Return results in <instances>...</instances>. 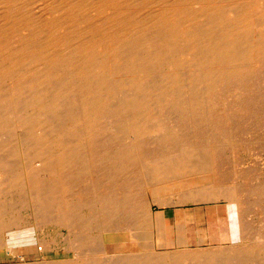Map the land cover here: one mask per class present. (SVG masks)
Returning <instances> with one entry per match:
<instances>
[{
	"label": "bare ground",
	"instance_id": "bare-ground-1",
	"mask_svg": "<svg viewBox=\"0 0 264 264\" xmlns=\"http://www.w3.org/2000/svg\"><path fill=\"white\" fill-rule=\"evenodd\" d=\"M174 121L188 127L178 131ZM250 145L263 166L234 171ZM71 167L89 173L75 180ZM263 167L264 0H0V193L25 192L33 207L45 196L54 204L58 192L60 199L72 193L77 206L98 204L102 233L109 223L136 240L123 246L128 264L143 260L145 244L155 253L150 264H233L232 251L219 249L157 255L153 236L161 247L165 234L178 230L177 243L185 244L182 216L175 229L163 212L152 223L144 207L173 194L180 203L221 200L219 241H232L243 264H261ZM5 222L0 216V262L15 264L24 246L3 234ZM33 252L24 254L32 260Z\"/></svg>",
	"mask_w": 264,
	"mask_h": 264
},
{
	"label": "rangeland",
	"instance_id": "rangeland-1",
	"mask_svg": "<svg viewBox=\"0 0 264 264\" xmlns=\"http://www.w3.org/2000/svg\"><path fill=\"white\" fill-rule=\"evenodd\" d=\"M223 81V80H222ZM222 81H221V85H222ZM180 92H182L181 93V95L183 96V97H185L184 96V90H180ZM180 95V94H179ZM180 95V96H181ZM181 96V97H182ZM179 113H181L180 112V110H179V108H178V114ZM174 123H176L175 121H174ZM176 126H178L179 127V129L180 130H178V131H181V129L182 128H187L185 125L186 124H184L183 125V123H181V124H178V123H176L175 124ZM201 125L203 126V127H201ZM199 127H200V130L202 129V130H204L205 131V127H204V125L203 124H201ZM240 132L243 134V132H244V130H240ZM107 136V137H106ZM207 135H205L204 134V137H206ZM106 137V139L107 138H109V137H111L108 133H103L102 134V136H101V138H105ZM207 138H209V137H207ZM219 139H220V141H221V143H228V142H230L228 139H227V137H223L222 139L219 137ZM219 142V141H218ZM220 143V142H219ZM255 147L254 146H252V145H250L249 146V149H250V152H246V153H242V155H240L239 157H242V159H240L239 161H237V163H235L236 164V167H234V171H235V169H238V168H240V169H242L243 170V172H244V170H245V168L247 167V168H250L251 170H254V169H261V166H263V165H261L262 164V159L259 157H257V159H256V156L255 155H257L256 154V152H255V149H254ZM227 153V151L224 153V154H226ZM108 156V157H107ZM105 157H107V158H110L111 156L110 155H105ZM244 159V160H243ZM239 162H240V164H239ZM237 165L239 166L238 168H237ZM242 167H245V168H242ZM72 169H70L69 170V172H72L71 173V175H72V177L75 179V178H77L78 179V177L80 178L83 174V172L84 171H86L85 173H89V172H87V171H89V170H85V169H77V168H73V167H71ZM246 168V169H247ZM264 168V167H263ZM82 170V171H81ZM232 171V170H231ZM230 171V174L231 175H233L234 174V172L232 171L231 172ZM237 171V170H236ZM80 172V173H79ZM74 173V174H73ZM173 173H176V172H173ZM233 173V174H232ZM70 175V176H71ZM77 175V176H76ZM63 179H65L66 180V178H65V175L63 176V175H60ZM66 177H67V175H66ZM37 180H38V178H37ZM36 180V181H37ZM76 180V179H75ZM35 182V181H34ZM205 191V190H204ZM25 193V192H24ZM24 193H21V194H19L18 193V191H13V192H11V193H6V192H4V194L3 193H0V195H2V196H0V209H1V211L0 212H3V214L2 213H0V216H1V218H3V220H4V222H5V224H6V226H7V228H6V230H7V232H6V230L4 231V235L6 236H8V233H9V235H10V238H9V241L11 242V243H14L15 245H13L14 247L16 246H24V247H21V249L19 250V251H21L22 249V252H24V253H26V249H34V252H33V257L34 258H32V260H33V262L34 263H31L30 262V264H36L37 262V264H46L47 262H48V264H49V261L48 260H50V259H52L53 260V258H54V261H56V262H60V263H54V261H53V264H88V260L89 259H92L93 260V262H97V264H99L100 262H101V264H103V263H106V264H115V262H116V264H128V263H126V261H127V258L129 257V253H128V250H126V249H124L123 248V246H125V245H131V246H133V245H135V244H133V243H135V241L136 240H134V242L133 241H131V240H129V239H126L125 238V234H123V232L122 231H119V232H115V230H114V228H113V226H111L112 224H106L107 225V227H106V229H104L105 231L102 233L101 231H100V229L98 228V225L96 226V224H97V221H96V217H97V215H96V213L94 212V211H96L95 209L96 208H98V204L96 205V203L95 204H92V206L91 205H89V204H87L86 206H80V205H75L74 203H73V201L74 202H76L77 201V199H75L76 197L73 195V197H72V193L71 194H69V193H66V194H64V197H61V199H60V197L59 196H61V193L60 194H58L57 193V195H56V193H55V195L59 198H57L55 195H51L52 196V198L54 199V204L53 203H51V202H49V199L48 198H46V197H48V196H45V197H42V198H39V199H37V200H35L36 201V203H35V206H38L37 208H34L33 206H27L26 205V202L27 201H29L28 200V196H27V194H24ZM16 194V195H15ZM7 195V196H6ZM19 195H21V196H19ZM144 195H145V197H144ZM143 196H142V199H143V201H144V198L145 199H149V197H151V193H149V191L148 192H146L145 194H144ZM176 195V194H175ZM175 195L173 194V195H171L172 196V198H171V196L170 195H168V197L170 196V200H168L169 198H167V196H164V197H162V199L163 198H165V199H163V201L162 200H159V203H158V205L156 206V204L155 203H153V204H151L152 202H149L148 201V205H146L147 204V201H146V204L144 205V207H146V206H148L149 208H150V212H145L146 214H149V213H151V217H153V219H152V223H154L155 224V214H157L158 212H163V211H161V209H163V208H165V207H168L166 204H171V205H169V207H177L178 206V211H177V213L179 214V215H181L182 216V222L180 223L181 225H179L180 227L178 228L180 231V233H181V235H182V237H183V240H185V244H183V245H178V230H173V231H170V232H168L167 234H165L166 236V238H165V241H164V246H161V247H159L158 245H157V239L156 238H154V236H153V239H155V242H154V249H155V252H158V253H156L157 255H159V252H161V251H170L169 253L170 254H172V253H174V254H177V256H178V254L179 253H181V252H184V250H186V252H187V255L189 254V253H195L197 250H198V252L200 253H202L204 250V252L203 253H210V252H215L216 251V253H218L219 252V250H220V252H219V254H223V253H229L230 251H232V253H230V255L229 256H235V257H231L230 258V260H232V262H233V264H240V263H238V262H241V259H242V264H243V258L236 252V250L234 249L233 250V248H232V241H231V243H230V240L229 241H227L226 240V237H225V239H222L220 242H219V244H216V242H214L213 241V239H214V237L212 236V230H210V227L208 226L207 227V229H205V230H202V229H200L199 228V226H198V222H196L194 225V227L193 228H191V227H189V225L190 224H188L190 221L188 220V212H186V210L184 209V207L185 208H187V205H203V204H210V203H197V202H195V204L193 203H191V202H189V203H186V202H184V203H180V202H178V201H176V200H178V198H176L175 197ZM3 196H4V198H3ZM26 196V197H25ZM49 196H50V194H49ZM174 196V197H173ZM177 196V195H176ZM12 197V198H11ZM16 197V198H15ZM21 197L23 198V199H21ZM178 197V196H177ZM15 198V199H14ZM70 198V199H69ZM174 198V199H173ZM12 199V200H11ZM27 199V200H26ZM57 199V200H56ZM167 199V200H166ZM17 200V201H16ZM164 200H166L165 202H164ZM172 200H174V201H172ZM14 201H15V203H14ZM38 201V202H37ZM19 202V203H18ZM145 202V201H144ZM167 202H169V203H167ZM173 204H172V203ZM179 204H178V203ZM8 203L10 204V205H8ZM11 203H12V205H11ZM45 204L44 206H43V204ZM62 203V204H61ZM160 203H162V204H165V206L164 205H162V207H160L161 206V204ZM175 203V204H174ZM2 204V205H1ZM3 204H6V206L5 205H3ZM16 204H18V205H16ZM24 204V205H23ZM60 204V205H59ZM65 204V205H64ZM73 204V205H72ZM155 204V205H154ZM217 204H223V201H221V200H219L218 202H217ZM50 205H52V206H50ZM72 205V206H71ZM174 205H176V206H174ZM3 208H2V207ZM9 206V207H8ZM12 206V207H11ZM15 206V207H14ZM25 206H27V208L25 207ZM46 206V207H45ZM48 206H50V207H48ZM58 206V207H57ZM66 207V209L68 210H66L65 209V207ZM97 206V207H96ZM29 207H31V208H29ZM44 207V208H43ZM47 207H48V209H47ZM56 207V208H55ZM147 207V208H148ZM89 208V209H88ZM146 208V209H147ZM4 209V210H3ZM13 210V211H11V210ZM17 209V210H16ZM35 209H37V210H35ZM44 209V210H43ZM78 209H80V210H78ZM145 209V210H146ZM8 210H9V212H8ZM82 210V211H81ZM48 211V212H47ZM58 211H59V213H60V215H59V213H58ZM6 212V213H5ZM13 212L15 213V214H13ZM52 212V213H51ZM71 212V213H70ZM82 212V213H81ZM94 212V213H93ZM182 212H183V214H182ZM11 213V214H10ZM71 215H70V214ZM75 213V214H74ZM78 213V214H77ZM81 213V214H80ZM5 214V215H4ZM33 214V215H32ZM65 214H67L66 215V217H65ZM84 214V215H83ZM96 216H95V215ZM115 214H119V212L117 211ZM47 215V216H46ZM50 215V216H49ZM51 215L53 216V218L51 217ZM60 216V217H57V216ZM91 215V216H90ZM70 216V217H69ZM83 216V217H82ZM5 217V218H4ZM55 217H56V220L58 221V223H57V221L55 220ZM72 217V218H71ZM74 217V218H73ZM80 218V219H79ZM91 218H93L92 220H91ZM147 218V217H146ZM50 219V220H49ZM72 219V220H71ZM49 220V221H48ZM53 220V221H52ZM54 220L56 221V222H54ZM65 220V221H64ZM75 220V221H74ZM154 220V221H153ZM51 221V222H50ZM74 221V222H73ZM84 221H85V223H84ZM87 221V222H86ZM144 221H146V220H144ZM184 221V222H183ZM14 222H16V223H14ZM61 223V225H59L60 223ZM67 222H69V223H67ZM9 223H11V224H9ZM54 223V224H53ZM83 223V224H82ZM90 223V224H89ZM95 223V224H94ZM32 226H31V225ZM37 224V225H36ZM88 224V226H86ZM147 224V223H146ZM145 224V225H146ZM19 225V226H18ZM20 225H21V227H20ZM50 225V226H49ZM65 225V226H64ZM69 225V226H68ZM84 225V226H83ZM89 225H91V227L89 226ZM95 226V229H94V226ZM222 225H225V223L224 224H222ZM27 226V227H26ZM30 226V227H29ZM32 227V228H31ZM34 227V228H33ZM70 227V228H69ZM89 227V228H88ZM184 227V228H183ZM211 227H213V226H211ZM11 228V229H10ZM17 228V229H16ZM21 228V229H20ZM38 228V229H37ZM72 228V229H71ZM87 228H88V230H91L90 232L87 230ZM91 228V229H90ZM26 229H36V230H30V232L32 233H29V232H27L26 231ZM69 229H70V231H69ZM75 229V230H74ZM86 229V230H85ZM93 229V230H92ZM73 230V231H72ZM82 230V231H81ZM95 230V231H94ZM150 230V229H149ZM184 230V231H183ZM16 231H17V233H16ZM22 231V232H21ZM76 231V232H75ZM108 231V232H107ZM194 231V232H193ZM26 233V236H24V234ZM35 232V233H34ZM128 232V231H127ZM14 233V234H13ZM20 233H22V234H20ZM37 233V234H36ZM69 233H70V235H69ZM77 233H78V235H77ZM80 233V234H79ZM33 234H35V235H33ZM74 234V235H73ZM17 235V236H16ZM21 235V236H20ZM32 235V236H31ZM209 235V236H208ZM15 236V237H14ZM173 236H174V238H173ZM218 236V235H217ZM24 237H26V239L27 240H25V238ZM32 237L34 238L35 237V239H32ZM66 237V238H65ZM91 237V238H90ZM98 237V238H97ZM141 237V238H140ZM194 237V238H193ZM77 238H78V240H77ZM82 238V239H81ZM93 238V239H92ZM217 238V237H216ZM17 239V240H16ZM29 239H32V241L33 240H35V241H33V243L35 244H33L32 242L30 243V241H29ZM37 239V240H36ZM81 239V240H80ZM96 239V240H95ZM14 240V241H13ZM75 240V241H74ZM78 242H77V241ZM86 241V242H83V241ZM90 240V241H89ZM92 240V241H91ZM143 240V238H142V236H139L138 237V243L137 244H139L141 241ZM20 241V242H19ZM96 243H98V244H96ZM116 241V242H115ZM124 241V242H123ZM18 242V243H17ZM71 242H73V244L71 243ZM79 242H81L80 244H83V243H85V244H83V245H80L79 244ZM87 242H89V243H87ZM92 244H91V243ZM107 242V243H106ZM143 242V241H142ZM187 242V243H186ZM194 242V243H193ZM224 242V243H223ZM41 243V244H40ZM93 243H95V244H93ZM111 243V244H110ZM131 243V244H130ZM193 243V244H192ZM21 244V245H20ZM26 244V245H25ZM38 245V247H37V245ZM40 244V245H39ZM48 244V245H47ZM87 244V245H86ZM89 244H91V245H93V247L94 246H97L98 248H96V247H94V248H92V246H88ZM109 244V245H108ZM136 244V245H137ZM44 245H45V247H44ZM71 245V246H70ZM74 245V246H73ZM75 245H77L76 247H79V248H76L75 247ZM79 245V246H78ZM86 246V248H85V246ZM147 245L148 244H145V251H147V253L145 254V255H143V260L140 262V261H138L137 260V262H133L134 264L136 263V264H138V262H140L139 264H145V263H148V264H150L151 262L150 261H148V260H150L149 259V255L151 254V255H153V254H155V253H150V249L149 248H147ZM189 245V246H188ZM227 245H229V248H228V246ZM27 246V247H26ZM48 248H47V247ZM84 246V247H83ZM87 246H88V248H87ZM107 246L108 247H110V248H107ZM186 246V247H185ZM216 246V247H215ZM46 248L45 250H44V248ZM91 249H90V248ZM212 247H214V248H212ZM218 247V248H217ZM220 247H222V248H220ZM232 249H231V248ZM35 248H36V250H35ZM50 248V249H49ZM72 248V249H71ZM76 248V249H75ZM83 248H85V249H83ZM187 248V249H186ZM189 248H190V250H189ZM193 248H195V249H193ZM207 248V249H206ZM212 249V250H215V251H209L210 249ZM52 249H54V250H52ZM79 249V250H78ZM82 249H83V251H82ZM93 249V250H92ZM164 249V250H163ZM179 249V250H178ZM181 249V250H180ZM182 249H184V250H182ZM191 249H193V250H196V251H193V250H191ZM217 249V250H216ZM219 249V250H218ZM230 249V250H229ZM41 250H43V252H41ZM71 250H72V253H71V255H70V253L69 252H71ZM75 250V251H74ZM80 250H81V253H80ZM86 250H89V252L88 251H86V252H88L87 253V256H89V257H86V254H85V251ZM93 252H92V251ZM96 250V251H95ZM176 250V251H175ZM178 250V251H177ZM200 250V251H199ZM208 250V251H207ZM226 250V251H225ZM17 251V250H16ZM53 251V252H52ZM90 251L92 252V253H90ZM95 251V252H94ZM98 251V252H97ZM180 251V252H179ZM190 251V252H189ZM191 251H193V252H191ZM218 251V252H217ZM223 251V252H222ZM44 252H46L45 254H44ZM49 252V254H47ZM79 252V253H78ZM84 252V253H83ZM101 252H102V254H101ZM167 252V253H168ZM20 254L19 252H18V254H20V255H18L17 257L19 258H16L15 260L17 261L15 264H18L19 263V260H22V261H20L21 262V264H27V262L28 261H32V260H30V257H27L26 258V254ZM27 253H28V251H27ZM37 253H40V254H37ZM50 253L51 254H53V255H50ZM58 253V254H57ZM77 253H78V255H77ZM98 253V254H97ZM166 253V254H167ZM37 254V255H36ZM42 254H44V255H42ZM81 254V255H80ZM97 254V255H96ZM149 254V255H148ZM169 254V255H170ZM239 255V258H237L238 257V255ZM264 254V253H263ZM22 255V256H21ZM25 255V256H24ZM35 255H36V257H35ZM47 255H49V256H47ZM63 255V256H62ZM75 255H77V256H75ZM96 255V257H94ZM151 255H150V258H151ZM180 255V254H179ZM190 255V254H189ZM39 256V257H38ZM44 256V257H43ZM47 256V257H46ZM72 256V257H71ZM73 256H74V258L76 257V258H79V259H74L73 258ZM92 256V257H91ZM98 256V257H97ZM100 256V257H99ZM146 256L148 257V259L146 260ZM237 256V257H236ZM23 259H25V260H23ZM25 257V258H24ZM91 257V258H90ZM95 259H94V258ZM36 258V259H35ZM38 258H39V260H40V262L39 261H37L38 260ZM41 258L43 259V260H41ZM45 258V259H44ZM58 258V259H57ZM69 258V260H70V258H71V260L69 261V260H67ZM83 258V259H82ZM98 258V259H97ZM125 258V259H124ZM241 258V259H240ZM4 259V260H3ZM29 259V260H28ZM59 259H62V260H59ZM65 259V260H64ZM233 259H235L236 261H238L237 263H236V261H235V263H234V261H233ZM238 259V260H237ZM240 259V260H239ZM2 261L0 262V264H7V263H10L11 261H9L8 259H6V258H2L1 259ZM8 260V261H7ZM26 260H28L27 262H26ZM59 260V261H58ZM64 260V261H63ZM81 260V261H80ZM82 260H84V261H82ZM119 260V261H118ZM145 260V261H144ZM264 260V259H263ZM13 261V260H12ZM69 261V262H68ZM104 261V262H103ZM259 261V262H258ZM23 262V263H22ZM36 262V263H35ZM71 262V263H70ZM73 262V263H72ZM121 262V263H120ZM256 262H258V263H261V264H264V262H261L260 260H257L256 259ZM20 264V263H19ZM28 264H29V262H28Z\"/></svg>",
	"mask_w": 264,
	"mask_h": 264
},
{
	"label": "crops",
	"instance_id": "crops-1",
	"mask_svg": "<svg viewBox=\"0 0 264 264\" xmlns=\"http://www.w3.org/2000/svg\"><path fill=\"white\" fill-rule=\"evenodd\" d=\"M209 205V206H208ZM212 206V207H210ZM186 207V206H185ZM184 209L186 212H188V220L190 221L188 224L189 227L193 228L196 222H198V226L200 229L205 230L207 229L208 226H213L212 233L214 238L216 239V244H219V239L217 236V231H219L217 228L218 224L217 220L225 218L226 212L224 209L223 204H203V205H187V208ZM212 208V209H211ZM210 209V210H209ZM164 214L165 222L168 227H173L176 229V214L178 211V206L177 207H165L161 209ZM213 212V213H212ZM213 214V215H212ZM218 216V217H217ZM169 219V220H168ZM209 236V235H208ZM217 237V238H216Z\"/></svg>",
	"mask_w": 264,
	"mask_h": 264
}]
</instances>
